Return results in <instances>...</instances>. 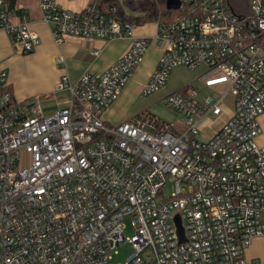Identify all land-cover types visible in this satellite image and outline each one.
<instances>
[{"label":"built area","instance_id":"2783aa9c","mask_svg":"<svg viewBox=\"0 0 264 264\" xmlns=\"http://www.w3.org/2000/svg\"><path fill=\"white\" fill-rule=\"evenodd\" d=\"M88 3L70 11L57 0H37L56 44L69 37L131 42L102 72H84L75 83L60 76L54 93L68 92L64 107L44 114L38 96L15 100L0 68V264H110L127 241L126 218L133 220L134 251L123 264H264L245 259L251 241L264 236V145L257 143L264 0H247L241 14L228 0H183L171 21H157L163 49L141 95L161 91L176 68H200L197 81L209 92L187 84L161 98L179 115L181 131L149 114L104 122L149 45L133 36L119 0ZM27 15L0 0V31L23 56L39 44ZM228 97V118L200 140L204 122L227 110Z\"/></svg>","mask_w":264,"mask_h":264},{"label":"crops","instance_id":"0c3cea01","mask_svg":"<svg viewBox=\"0 0 264 264\" xmlns=\"http://www.w3.org/2000/svg\"><path fill=\"white\" fill-rule=\"evenodd\" d=\"M62 2L63 4L59 2L60 5L70 11H79L89 4V0L85 6L70 1L62 0ZM10 3L23 7L28 12L27 19H29L30 29L39 36V44L32 53L24 56L19 55L10 48L7 35L0 31V68L7 73L6 91L18 101H25L35 96L40 97V106H42L44 114L53 113L55 110L64 107L66 101L69 100L68 92L54 93L55 85L60 76L66 75L72 83H75L84 72L104 71L129 48L131 42L129 38L101 41L69 37L62 44H56L49 27L41 19L37 0H10ZM124 15H126L125 12ZM128 18L133 17L128 16ZM156 23V21H146L135 24L133 36L135 38L145 37L149 48L119 97L110 108L102 113V119L107 125L113 126L145 114L143 111L138 112L136 110L137 103L142 101L141 88L152 75L163 49L155 39ZM97 51V56L92 55L93 52ZM57 57L62 58L63 63L61 65L54 62ZM194 83L199 89L205 90L197 78ZM189 84L194 87L191 83ZM194 88L196 91L198 90L196 86ZM162 90L159 91L160 98L167 94L165 89ZM230 100L226 112L224 111L223 114L213 120L204 122L203 132L209 127L211 128L208 129L209 136H211L226 121L233 105L231 98ZM259 123L263 131L257 138V143L264 145V114L259 118ZM245 259L264 262V236L254 238L251 241L245 251Z\"/></svg>","mask_w":264,"mask_h":264},{"label":"rangeland","instance_id":"374dc122","mask_svg":"<svg viewBox=\"0 0 264 264\" xmlns=\"http://www.w3.org/2000/svg\"><path fill=\"white\" fill-rule=\"evenodd\" d=\"M64 1H70L72 3H76L77 5H87L88 0H64ZM124 0H119L121 3V8L122 11L126 13L127 16L134 17L136 14L131 12L127 6H125ZM233 1V0H232ZM58 4L62 3V0H57ZM60 2V3H59ZM233 4V2H232ZM247 5V0H245L244 6ZM236 10V9H235ZM238 11V10H237ZM243 12V11H241ZM201 72V69H195V70H190L187 68H181L178 69L176 68L174 71L171 72V75L167 81V84L163 89L167 91V94L179 90L180 92H185L186 88H191V87H185L187 84L191 83L194 87L197 85L194 83L195 79L199 76ZM185 87V88H184ZM163 91V90H161ZM198 94H209L208 91L199 89L197 90ZM142 101L137 103V108L138 112H144L145 114H150L154 116L155 118L160 119L163 122H167L172 124L176 122V125L174 124V127L179 131L183 130V125L180 122V117L177 113H175L173 110L168 109L162 102L160 98V93L157 92L154 95L151 96H142ZM226 104L229 106L231 100L228 97L225 100ZM208 129L211 128H206L204 132L201 133L199 136L200 140H205L209 137V131ZM174 178H169L167 183L163 187V191L161 194L164 195V197L168 198L172 192H173V184H174ZM123 234L125 235L127 241L121 242L116 250V253L112 255L110 264H123L125 260L132 255L133 251L131 244L128 242L131 237L133 236L134 232V226H133V220L131 218H126L123 226Z\"/></svg>","mask_w":264,"mask_h":264},{"label":"trees","instance_id":"16d2710c","mask_svg":"<svg viewBox=\"0 0 264 264\" xmlns=\"http://www.w3.org/2000/svg\"><path fill=\"white\" fill-rule=\"evenodd\" d=\"M180 1L183 2V0ZM123 2L131 12L136 14V17H126L125 19L126 21H130L134 24H140L146 21L167 23L178 15V12L166 9L165 0H124ZM228 2L230 7L236 13L241 14V11H247L248 4L244 6L245 0H228Z\"/></svg>","mask_w":264,"mask_h":264},{"label":"water","instance_id":"95a60500","mask_svg":"<svg viewBox=\"0 0 264 264\" xmlns=\"http://www.w3.org/2000/svg\"><path fill=\"white\" fill-rule=\"evenodd\" d=\"M166 9L176 11L179 9L181 1L180 0H165ZM176 223V234H178L179 242L185 241V235L183 234V228L181 226V220L178 215L174 217Z\"/></svg>","mask_w":264,"mask_h":264}]
</instances>
